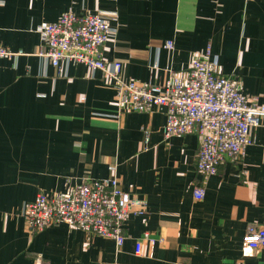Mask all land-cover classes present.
<instances>
[{"label":"crops","instance_id":"crops-1","mask_svg":"<svg viewBox=\"0 0 264 264\" xmlns=\"http://www.w3.org/2000/svg\"><path fill=\"white\" fill-rule=\"evenodd\" d=\"M69 11L110 13L117 34L104 57L127 79L160 84L209 54L264 104V0H0V46L23 53L0 61V264H264V250L243 248L264 223V126L241 161L202 175L197 134L166 140L163 111L121 113L100 73L71 65L58 75L40 56L37 28ZM112 177L148 201L121 248L65 224L29 231L24 205L39 192Z\"/></svg>","mask_w":264,"mask_h":264},{"label":"built area","instance_id":"built-area-1","mask_svg":"<svg viewBox=\"0 0 264 264\" xmlns=\"http://www.w3.org/2000/svg\"><path fill=\"white\" fill-rule=\"evenodd\" d=\"M106 12L77 15L64 13L52 23L37 28L45 58L58 75L71 65H84L91 76L98 73L102 82L116 91L121 113L163 111L166 123L163 136L197 134L200 138L197 170L206 177L216 175L226 160L241 161L253 144L252 129L264 126V104L245 95L239 82L220 72L218 59L209 54L192 60L185 73H172L163 83H138L123 75V64L108 61L104 49L117 34ZM166 49H173L172 41ZM22 51L13 52L0 46V61H16ZM149 136H146V143ZM204 187L195 190L203 200ZM148 213V201L125 192L118 178H85L63 193L39 192L33 202L24 205L23 218L30 232L65 224L84 233L115 241L118 248L125 242L124 227L132 216ZM146 239L148 236L146 235ZM243 248L251 253L264 250V223L250 227L243 237ZM142 242L136 244L141 255Z\"/></svg>","mask_w":264,"mask_h":264}]
</instances>
